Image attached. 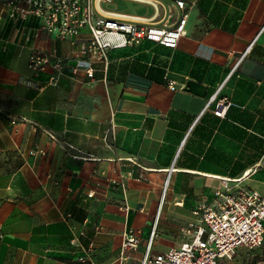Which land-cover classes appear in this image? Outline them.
Masks as SVG:
<instances>
[{
    "label": "crops",
    "instance_id": "0c3cea01",
    "mask_svg": "<svg viewBox=\"0 0 264 264\" xmlns=\"http://www.w3.org/2000/svg\"><path fill=\"white\" fill-rule=\"evenodd\" d=\"M177 1L194 6L176 49L143 41L111 50L107 70L95 65L92 80L69 69L35 77L33 49L64 57L79 45L45 31L26 41L4 9L0 264H76L91 243L97 264H141L151 240L152 255L191 242L193 226H201L193 212L211 206L224 181L264 195V0L91 6L103 16L174 27L183 14ZM41 23L26 21L25 34ZM223 82L219 98L231 106L218 118L215 104L204 109ZM131 232L140 243L122 256ZM221 264H264V249L240 247Z\"/></svg>",
    "mask_w": 264,
    "mask_h": 264
},
{
    "label": "built area",
    "instance_id": "2783aa9c",
    "mask_svg": "<svg viewBox=\"0 0 264 264\" xmlns=\"http://www.w3.org/2000/svg\"><path fill=\"white\" fill-rule=\"evenodd\" d=\"M176 4L183 14L174 27L103 16L92 9L91 0H0V17L7 9L9 19L16 25L17 31L25 35L26 41L45 31L79 45L78 51L64 57L33 49L28 66L35 77L48 69L54 70L58 76L69 69L73 74L84 71L92 80L95 65H102L107 70L111 50L139 46L143 41L176 49L186 36L188 11L194 6L184 1H177ZM31 18L39 19L42 23L28 35L25 34V23ZM83 30H87L88 34L81 36ZM252 46L240 57L233 72ZM71 62L74 64L70 65ZM57 81V76L50 79L51 84ZM170 85L174 90L173 83ZM224 85L225 82L218 86L204 109L207 111L215 104L213 113L218 118H225L231 106L228 98H219ZM168 187L169 179L164 185L163 198ZM193 214L200 219L201 226L192 225L196 230L191 242L173 247L166 253L152 255L151 240L141 264H221L223 259L234 258L240 247L264 249V195L257 191L245 187L234 189L228 181H224V189L216 193L212 205L202 204ZM72 242L75 244L76 238ZM139 243L137 234L128 233L122 244V256L128 250L137 249ZM93 248L94 244L91 243L78 257L76 264H97L92 255Z\"/></svg>",
    "mask_w": 264,
    "mask_h": 264
}]
</instances>
